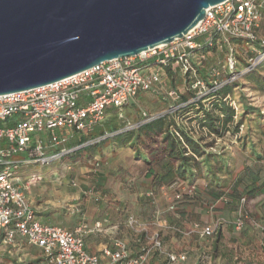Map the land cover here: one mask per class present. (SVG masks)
I'll list each match as a JSON object with an SVG mask.
<instances>
[{
	"label": "built area",
	"instance_id": "built-area-1",
	"mask_svg": "<svg viewBox=\"0 0 264 264\" xmlns=\"http://www.w3.org/2000/svg\"><path fill=\"white\" fill-rule=\"evenodd\" d=\"M263 25L264 0H225L209 7L190 31L168 44L102 62L46 86L0 95V124L5 126H0V246H15L17 239L22 238L26 244L41 250L45 264H147L155 252L162 255L163 264H185V253L163 250L158 231L147 237L149 245H143L140 235L146 229L134 216L127 218V225L137 237L136 254L119 238H114L111 245L104 246L100 252L89 253L85 236L100 231L102 222H94L91 228L80 222L72 229L41 223L25 197V190L40 177L31 176L20 185L18 172L29 165L49 166L111 135L81 142L82 137H88L101 124L107 109L117 110L118 119H123L121 109L131 99L149 92L159 94L169 76L167 68L171 77L178 70L183 83L190 88L204 89L198 66H202L209 53L225 50L221 68L229 73V80L217 84L220 70L212 69L208 73L209 84L212 83L209 91L217 90L229 84L233 76H238L233 44L238 40L249 46L251 56L247 58L245 71H252L264 61V39L258 33ZM179 94L177 88H169L161 99L179 100ZM159 117L161 115H145L127 129H137ZM9 120H12L11 126L7 124ZM15 156L19 158L13 159ZM92 167L93 171L98 170L100 162H93ZM189 190L191 193L193 188ZM182 195H174L170 211L176 210ZM222 201L227 202V199L223 197ZM245 219L243 214H238L232 221L234 230L241 231ZM221 225L194 224L189 232L201 240H210ZM257 227L264 238V223Z\"/></svg>",
	"mask_w": 264,
	"mask_h": 264
},
{
	"label": "crops",
	"instance_id": "crops-1",
	"mask_svg": "<svg viewBox=\"0 0 264 264\" xmlns=\"http://www.w3.org/2000/svg\"><path fill=\"white\" fill-rule=\"evenodd\" d=\"M93 133L91 132L88 137H82L81 141L93 140ZM248 147H250V143H248ZM230 149L236 160V168L234 173L228 177L227 186L211 191L205 189L204 197L198 198V195L195 196V193H192L193 191L190 193L189 189L194 186L189 185L187 181L159 183L154 175H148V166L143 161L136 159L133 151L128 147H117L113 150L106 148L101 151L100 155H97V157L102 156L106 161L101 174L98 176L97 180L101 181L98 185L104 184L107 187L110 184L115 188L124 189L132 197H138L137 207L140 213L138 212L134 218L138 224L145 226L146 231L140 235L143 245L149 243L147 237L157 228L160 230L158 233L163 250L185 253L187 255L185 264H264V238L257 227L258 224L264 223V159L256 162L254 160L255 155L249 148L240 151L236 145H233ZM262 152H264L263 146L261 144L256 146L255 154L259 155ZM97 157L95 158L98 159ZM98 160L100 161V158ZM253 165H258L257 169H261L257 174L249 170L242 173L245 167L252 168ZM67 168L69 169V167ZM54 170V168L50 169L49 172L45 173V177H51ZM87 173L89 172L85 167L78 169V174L85 181L93 180L94 175ZM164 173V166L158 165L156 174L163 175ZM38 174L35 170L22 167L18 172L19 184L23 185L26 182L24 179L26 180L30 175L40 177ZM193 184L204 187L202 180H197ZM30 188L31 185L27 190L30 191ZM249 189L256 190L254 197L247 198L246 192ZM27 190H25V197L37 217L49 218V222H57V217L62 218L63 216L74 215V213L79 216L77 214L79 209H75L70 214L61 210L62 208L58 206L56 200L61 191H58L57 187H51L50 190L43 187L33 195L27 193ZM83 193L85 192L83 191ZM150 193L151 196H149ZM176 193L183 194L182 200L177 202L179 206L176 207L175 211H170L169 206L174 203L173 199ZM154 194L158 196L156 201ZM228 195L230 196L229 202ZM223 197L227 199V202L222 201ZM87 198L89 200H75L74 205L80 204V211L83 212V216L81 219L72 221V225L64 228L72 229L80 222L86 221L87 205L92 203L90 197ZM96 199L97 197H95V202H97ZM152 199L154 201L151 204L155 203L158 207L157 209L154 207L155 212L151 214V219L148 221L142 213L145 211L143 206L148 202L147 200ZM98 214L100 216L105 212L98 209ZM238 214H243L246 217L245 226L241 231L234 230L232 225V221ZM52 215L54 216L53 219L50 218ZM89 219L92 222L86 223L91 228L96 220L91 217ZM212 223L222 225L215 237L210 240H201L196 234L189 232L194 224L209 225ZM125 224L127 225V220ZM175 229L178 230L177 233ZM118 233L115 225L106 230L102 227L100 231H93L85 236V248L89 253L96 254L104 246L111 245L114 238H119ZM165 236H171L172 243L169 244L168 241H165ZM174 242L177 245L174 246ZM207 242L210 246L204 247ZM133 243V251L131 248L130 250L132 254H136L139 244L136 243V240ZM203 243L204 245H202ZM0 262L5 264H45L41 250L26 244L22 238L17 239L15 246H0ZM147 264H163L162 255L155 252Z\"/></svg>",
	"mask_w": 264,
	"mask_h": 264
},
{
	"label": "water",
	"instance_id": "water-1",
	"mask_svg": "<svg viewBox=\"0 0 264 264\" xmlns=\"http://www.w3.org/2000/svg\"><path fill=\"white\" fill-rule=\"evenodd\" d=\"M225 0H0V95L182 38Z\"/></svg>",
	"mask_w": 264,
	"mask_h": 264
},
{
	"label": "rangeland",
	"instance_id": "rangeland-1",
	"mask_svg": "<svg viewBox=\"0 0 264 264\" xmlns=\"http://www.w3.org/2000/svg\"><path fill=\"white\" fill-rule=\"evenodd\" d=\"M258 33L259 37L261 39H264V25ZM234 47L235 54L237 56V68L235 73H238V76H233L230 80L232 91L229 95L230 105L233 106L236 111L234 120L235 122L239 120V114H243L241 104L246 103L252 108L258 110L260 116L262 117V121H264V63L262 62L260 66L258 65L259 67H255L252 74L246 73L245 68L248 64L247 58L251 55L250 50L248 49L249 46L242 43L234 44ZM224 61L225 50H219L218 52L214 51L213 53H209L206 60L203 62L207 75H210L208 73H210L212 69L220 70L221 74L220 76H218L217 84L220 82H224L225 80H229L230 77L229 73L226 74V72H223V69L221 68L224 64ZM176 72L177 73L174 75V79H170V77L167 76L166 81L162 85V90L159 92V94L149 92L140 94L136 98L131 99L128 105L121 109L123 119H117V110L107 109L104 120L101 122L100 126L96 128V133L99 130H105V123L110 120L116 121V124L118 125V127H121V130H126L128 126L141 121L143 119V116L145 115L164 116L168 114L172 117H175V122L179 125V127L184 129L189 134V136H191L195 140H201L200 143L206 144L207 148H211L210 150L218 151L221 147L229 148V146H232L231 144L235 142L236 135L234 136L230 133H227L223 138L219 139L216 136L210 135L207 130L200 126L198 123L203 115V109L201 108L204 107L205 110H211L212 103H214L216 100V97H208L210 87L206 83H204V89H192L189 85H185L183 83L180 75L178 74V70H176ZM161 74L164 75V72L162 71ZM174 87L177 88L180 92L179 100H162L161 98H164L162 94H164L167 89ZM187 104H193V107L187 108L186 110H184V112L183 110H179L181 106H185ZM193 112L198 113L197 118H194L195 115ZM256 114L257 113H255V116ZM253 117V114L249 115V118ZM7 124L11 126L12 120H9ZM0 126L5 127L4 123H1ZM233 126L234 125H231L230 130L233 129ZM239 132L245 133V127L242 129V131ZM110 136L111 135H108V137ZM109 142H104L97 149L101 152L102 149H105L104 147H107ZM18 158L19 156L13 157V159ZM97 158H100V168L96 171H93V161L87 163L86 160L81 156L73 157V159L77 160L78 162H76V164H67L69 166V169L67 168L68 166L65 163H61L60 161L49 166H40L38 164L27 166V169L33 171L35 170V172H38V175H40V180L37 183L35 182L36 184L32 183L35 185L31 184L30 191H28V189L27 193L29 192V194L33 195L43 187H45V189L47 190H50L51 187H57L58 191H61L60 195L57 196L56 199L58 201V206L62 208L61 210L66 212V214H70L72 211H75V209H79V213H77L79 214V216L74 213V215L63 216L62 218L57 217V222H49V218L37 217V219L41 223H52L53 225H57L60 227H68L72 225V221L81 219L83 216V212L80 211V204L74 205L75 200H89V198L87 197H90L92 203H90V205H87L88 209L85 212V215L87 217H85V223L88 222L90 224L92 220H90L89 218L91 217L96 221L102 222V226L103 228H105V230L115 225L117 227V231L119 232V239H122L130 244V248L133 251V242H135L137 237L136 234L127 227L125 221L129 216L135 217L139 212V209L137 207L138 197H132V195L127 194V191H125L124 189H120L119 187L115 188L110 184H108L107 187L104 184L98 185L99 183H101V181H98L97 179L101 174L100 172L103 170L106 161L102 156H98ZM80 167L87 168L89 172L87 174H93L94 179L85 181L84 178L80 177V175L78 174V169ZM52 168L55 169L53 174H51L52 176L45 177V173L49 172V170ZM87 174L84 175L86 176ZM31 176L33 175H30L29 178H26V180L24 179V181L27 182ZM72 182H74L75 186H72ZM83 191L85 193H83ZM154 195V199L156 201L158 196L157 194ZM95 197H97V202H95ZM154 199L147 200L148 202H146V204L143 206V208H145V211H143L142 213L145 215V219L148 221L151 219V214L155 212L154 207L156 209L158 207H156L155 203L151 204ZM159 207L163 208L162 206ZM98 209L104 210L105 214L99 216ZM50 218L53 219L54 216L52 215V217ZM104 219H107L106 223L103 222ZM107 225L108 227H106ZM153 231L160 232V230H157V228ZM164 238H166L165 241H168L169 244L170 242L172 243L171 236H165ZM175 245H177L176 242H174V246ZM202 245H204V243ZM209 246V242L204 245V247ZM2 259L5 260L4 258Z\"/></svg>",
	"mask_w": 264,
	"mask_h": 264
},
{
	"label": "trees",
	"instance_id": "trees-1",
	"mask_svg": "<svg viewBox=\"0 0 264 264\" xmlns=\"http://www.w3.org/2000/svg\"><path fill=\"white\" fill-rule=\"evenodd\" d=\"M233 44H242V42L234 40ZM253 70L248 72V74H252ZM169 71L170 70L167 68L166 73L170 76V79H174V76L171 77L172 73ZM197 73L209 87H212L211 84H209L210 76L207 75L204 63L202 66H198ZM231 91L232 86L230 83L217 90L210 91L208 97H216V100L212 103L211 110H205L204 107L201 108L203 109V115L198 123L205 128L210 135L216 136L219 139L223 138L227 133L234 136L236 135L235 143L231 145H236L240 151H245L249 148V150L253 152V155H255L254 160L260 162L264 159V152L257 155L255 154V149L256 146L260 144L264 148V121H262V117L258 110L245 103L241 104L243 114H239L240 118L235 122L236 111L229 102ZM189 107L192 108L193 104L181 106L179 110H183L184 112V110ZM193 113L195 115L194 118H197L198 113ZM255 113H257L256 116ZM251 114L254 115L253 118H249ZM231 125H234L232 130H230ZM244 127L245 133L239 132L242 131ZM93 132V139L103 137L106 134H111V136H107L99 142L74 151L63 158L61 163H65L66 165L69 163L76 164L78 161L73 159L74 156L83 157L87 163L99 161L95 158L101 153L97 148L104 142L110 141L107 147H104L105 149L108 148L113 150L117 147L130 148L135 158L143 161L148 166V175H154L159 183L187 181L189 185L194 186L192 193H195V196L198 195V198L204 197L205 189L211 191L227 186V179L234 173L236 168V160L231 154V146H229V148L221 147L218 151L210 150L211 148H207L206 144L200 143L201 140H195L189 136V134L175 122V117L168 114L146 122L137 129L132 130H121V127H118L116 121L110 120L105 123V130H99L96 133V129H94ZM248 143H250V147H248ZM160 164L165 168V173L163 175L156 174V167ZM257 167L258 165H253L252 168L245 167L242 173L248 172L249 170L257 174L258 171L261 170H258ZM197 180H202L204 182L203 188L193 184ZM255 191V189H249L246 192L247 198L254 197ZM229 197L228 195V202ZM178 206L179 204H177L176 207Z\"/></svg>",
	"mask_w": 264,
	"mask_h": 264
}]
</instances>
